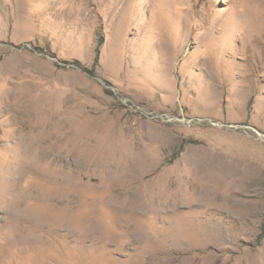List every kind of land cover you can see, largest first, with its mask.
Listing matches in <instances>:
<instances>
[{
  "label": "rangeland",
  "instance_id": "1",
  "mask_svg": "<svg viewBox=\"0 0 264 264\" xmlns=\"http://www.w3.org/2000/svg\"><path fill=\"white\" fill-rule=\"evenodd\" d=\"M0 264H264V0H0Z\"/></svg>",
  "mask_w": 264,
  "mask_h": 264
},
{
  "label": "bare ground",
  "instance_id": "2",
  "mask_svg": "<svg viewBox=\"0 0 264 264\" xmlns=\"http://www.w3.org/2000/svg\"><path fill=\"white\" fill-rule=\"evenodd\" d=\"M20 224L21 226H18V230H19V233L21 235H25L26 234V227H24V221H23V218L20 219ZM28 233V232H27ZM31 234V233H30Z\"/></svg>",
  "mask_w": 264,
  "mask_h": 264
}]
</instances>
